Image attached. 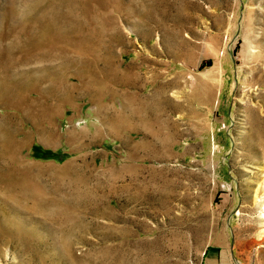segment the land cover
Segmentation results:
<instances>
[{"label": "rangeland", "instance_id": "1", "mask_svg": "<svg viewBox=\"0 0 264 264\" xmlns=\"http://www.w3.org/2000/svg\"><path fill=\"white\" fill-rule=\"evenodd\" d=\"M0 264H264V0H0Z\"/></svg>", "mask_w": 264, "mask_h": 264}, {"label": "trees", "instance_id": "2", "mask_svg": "<svg viewBox=\"0 0 264 264\" xmlns=\"http://www.w3.org/2000/svg\"><path fill=\"white\" fill-rule=\"evenodd\" d=\"M35 152L37 153L38 156H45V157H57L59 156V154L57 152H54L52 150H45L42 149L40 146H36L34 148Z\"/></svg>", "mask_w": 264, "mask_h": 264}]
</instances>
